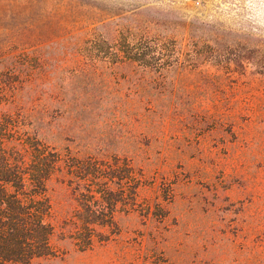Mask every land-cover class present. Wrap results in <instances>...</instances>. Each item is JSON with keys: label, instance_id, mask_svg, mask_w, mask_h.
Returning <instances> with one entry per match:
<instances>
[{"label": "rangeland", "instance_id": "374dc122", "mask_svg": "<svg viewBox=\"0 0 264 264\" xmlns=\"http://www.w3.org/2000/svg\"><path fill=\"white\" fill-rule=\"evenodd\" d=\"M0 120L7 152L40 141L141 183L115 180L86 246V187L56 172L57 255L28 264H264V0H0Z\"/></svg>", "mask_w": 264, "mask_h": 264}, {"label": "trees", "instance_id": "16d2710c", "mask_svg": "<svg viewBox=\"0 0 264 264\" xmlns=\"http://www.w3.org/2000/svg\"><path fill=\"white\" fill-rule=\"evenodd\" d=\"M141 56L132 58L144 59ZM7 126L8 121L0 120V264H28L57 255L53 242L57 224L49 182L65 166L69 168L67 174L86 187L78 200L81 209L77 219L81 226L75 234V239L86 242V246H91L98 236L94 225L112 227L115 223L112 205L124 201L123 192L112 190L115 180L121 181L115 183L120 188L131 183L136 196L141 183L133 186L136 175L131 167L120 168L118 164L111 166L93 159L72 158L69 162L40 141L10 144L12 152H7ZM98 193L105 204L92 203Z\"/></svg>", "mask_w": 264, "mask_h": 264}]
</instances>
